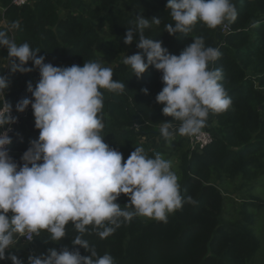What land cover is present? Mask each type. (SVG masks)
<instances>
[{
  "label": "trees",
  "instance_id": "trees-1",
  "mask_svg": "<svg viewBox=\"0 0 264 264\" xmlns=\"http://www.w3.org/2000/svg\"><path fill=\"white\" fill-rule=\"evenodd\" d=\"M83 1L85 17L70 0H0V108L23 115L50 101L70 123L67 99L44 86L72 80L93 98L75 131L78 156L35 163L14 135L0 153V264H46L23 250L30 231L53 264H254L264 199L244 194L264 178V0ZM97 60L113 65L109 79ZM210 107L214 142L204 150L182 133L154 151L143 143L198 126ZM161 154L180 157L179 205L146 222V172ZM234 194L242 204L232 219Z\"/></svg>",
  "mask_w": 264,
  "mask_h": 264
},
{
  "label": "rangeland",
  "instance_id": "rangeland-1",
  "mask_svg": "<svg viewBox=\"0 0 264 264\" xmlns=\"http://www.w3.org/2000/svg\"><path fill=\"white\" fill-rule=\"evenodd\" d=\"M32 1L33 0H30V2ZM70 1L72 4V11L85 17L87 3L83 0ZM89 2H95V0H90ZM3 13L4 11L0 7V29L4 28V25L7 27V23L3 19ZM14 51L15 49H11V52ZM124 59L134 65L140 63L136 54L125 56ZM3 64L5 67H10L8 61L3 62ZM94 65L102 70L100 75L104 77L108 74L110 75L113 67L111 63H106L103 60H97ZM44 89L46 91L53 89L58 95L67 99L68 119H70V123L67 122V118L58 110L53 115L47 116L41 120L30 119L28 123H24V126L21 127L14 136L21 140H27L30 144V152L24 155L28 160L35 163H41L43 160L53 158L57 160L56 162L58 164H60L66 159V157L70 158L79 155V150L76 149L75 141L77 135L75 131L84 128L85 124L88 123V104L93 98L92 96L82 98L81 91L74 86L72 80L67 83H59V81H57L55 87L49 82L44 86ZM206 101L207 96L204 95L202 98V104L204 106ZM214 115L215 108L210 107L207 113L199 121L201 126L209 130H214ZM168 130L169 129L167 128H163V133L159 136H154L142 141L143 143L149 144L151 150L154 151L159 149L161 142L168 136H171V134L172 136L183 134L173 133ZM167 133H170V135ZM96 150L99 152V148ZM153 160V169L146 172L148 183L151 188V196L148 199H143L140 211L138 212L139 218L146 222L157 221L175 213L179 205V196L183 181V172L180 168L181 162L179 156L175 154H161L156 155ZM251 193L252 194L246 193L244 196L255 195L264 199V178L260 179ZM236 196L234 194V196L232 195L226 200L227 211L230 214L227 215V217L230 218L231 216L232 219L236 218L235 201H238L239 205L242 204ZM255 228L262 242L263 250L255 259L254 264H264V215L263 218L258 220ZM0 248L2 251L3 247ZM23 250L29 251L31 259L41 260L46 264H53V254L47 250L39 249L34 243H27L24 245Z\"/></svg>",
  "mask_w": 264,
  "mask_h": 264
},
{
  "label": "built area",
  "instance_id": "built-area-1",
  "mask_svg": "<svg viewBox=\"0 0 264 264\" xmlns=\"http://www.w3.org/2000/svg\"><path fill=\"white\" fill-rule=\"evenodd\" d=\"M11 2L14 6L23 7L29 4L30 0H11ZM222 31L228 32L229 27L224 24L222 26ZM105 77L106 79H109L110 75L108 74ZM58 110V106L50 101H38L31 103L28 106L26 113L20 115V113L13 111L4 105V107L0 108V153L8 152L11 136L17 134L18 130L24 125V123H28L30 119L41 120L47 116L53 115ZM167 129L173 133H183L186 136L192 151H202L214 142L212 131L203 127L195 126L188 129L167 127ZM21 238L26 243H32L34 240L33 232H27L22 235Z\"/></svg>",
  "mask_w": 264,
  "mask_h": 264
},
{
  "label": "crops",
  "instance_id": "crops-1",
  "mask_svg": "<svg viewBox=\"0 0 264 264\" xmlns=\"http://www.w3.org/2000/svg\"><path fill=\"white\" fill-rule=\"evenodd\" d=\"M19 50H21V48L16 49L15 51H19ZM15 51H14V52H15ZM40 124H41V122H40ZM23 126H24V125H23ZM23 126H22V127H23ZM198 126H199V127H202L200 123H198ZM38 127H39V126H38ZM49 161L56 162L57 160H55V159H53V158H51V159H47V160H43V161L41 162V164H47ZM38 162H39V161H38ZM39 163H40V162H39ZM0 170H3V168L0 167Z\"/></svg>",
  "mask_w": 264,
  "mask_h": 264
},
{
  "label": "water",
  "instance_id": "water-1",
  "mask_svg": "<svg viewBox=\"0 0 264 264\" xmlns=\"http://www.w3.org/2000/svg\"><path fill=\"white\" fill-rule=\"evenodd\" d=\"M93 72H94V73H96V72H97V70H96V69H93ZM91 80H92V79H91Z\"/></svg>",
  "mask_w": 264,
  "mask_h": 264
}]
</instances>
